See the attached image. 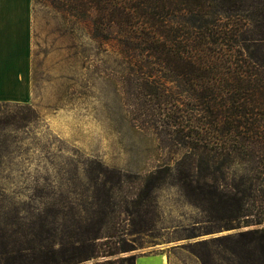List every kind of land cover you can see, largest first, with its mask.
<instances>
[{"label":"rangeland","instance_id":"obj_1","mask_svg":"<svg viewBox=\"0 0 264 264\" xmlns=\"http://www.w3.org/2000/svg\"><path fill=\"white\" fill-rule=\"evenodd\" d=\"M60 25L51 9L35 4L32 100L0 101V135L9 145L0 162V248L16 236L37 245L49 236L37 228L44 220L57 229L61 264L70 263L73 242L100 225L98 256L75 264H118L160 248L169 264H264L261 239L240 235L264 223L233 220L229 208L216 207L213 189L206 194L197 182L190 186L185 149L168 146L141 115L145 100L111 73L121 67L105 53L104 64L79 60L73 35L61 34ZM106 180L110 206L101 185Z\"/></svg>","mask_w":264,"mask_h":264},{"label":"trees","instance_id":"obj_2","mask_svg":"<svg viewBox=\"0 0 264 264\" xmlns=\"http://www.w3.org/2000/svg\"><path fill=\"white\" fill-rule=\"evenodd\" d=\"M37 3L59 18L61 34L73 35L79 60L104 64L111 58L121 67H110L111 73L145 100L141 115L168 146L185 149L190 186L197 182L206 194L213 189L216 207L229 208L231 219L264 223V0H33V7ZM7 139L0 135V162L1 153L9 152ZM229 173L230 183L225 182ZM107 183L101 185L110 206ZM38 225L49 236L37 245L32 238L3 239L0 264L66 261L57 229L44 220ZM104 227L73 242L68 264L98 256L95 240L103 237ZM18 232L27 236L22 226ZM240 235L261 239L264 251V227ZM136 257L118 264H135Z\"/></svg>","mask_w":264,"mask_h":264},{"label":"crops","instance_id":"obj_3","mask_svg":"<svg viewBox=\"0 0 264 264\" xmlns=\"http://www.w3.org/2000/svg\"><path fill=\"white\" fill-rule=\"evenodd\" d=\"M33 0H0V101L30 102ZM135 264H169L163 249L139 253Z\"/></svg>","mask_w":264,"mask_h":264}]
</instances>
